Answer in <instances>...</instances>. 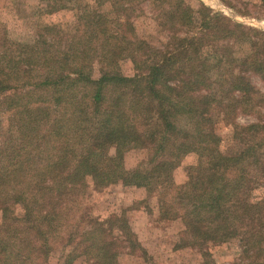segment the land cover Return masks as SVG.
Wrapping results in <instances>:
<instances>
[{
  "label": "trees",
  "instance_id": "obj_1",
  "mask_svg": "<svg viewBox=\"0 0 264 264\" xmlns=\"http://www.w3.org/2000/svg\"><path fill=\"white\" fill-rule=\"evenodd\" d=\"M92 2L110 10L83 9L66 46L47 26L33 44L0 40V264H49L57 251L61 264H120L123 251L152 264L127 209L86 214L90 188L119 184L156 199L148 215L181 223L174 250L216 264L211 250L235 241L247 264H264V93L251 79L264 86V31L200 2L148 0L166 32L156 46L137 36L135 0ZM131 152L142 159L127 169Z\"/></svg>",
  "mask_w": 264,
  "mask_h": 264
},
{
  "label": "rangeland",
  "instance_id": "obj_2",
  "mask_svg": "<svg viewBox=\"0 0 264 264\" xmlns=\"http://www.w3.org/2000/svg\"><path fill=\"white\" fill-rule=\"evenodd\" d=\"M59 0H0V40L2 38L23 44H33L37 38L39 27L51 29L48 37L56 39L59 35L66 46L73 42L72 36L76 29L77 15L82 10L89 8L92 11L108 12L110 3H104L98 7L92 0H61L65 2V9H59L55 4ZM138 15L133 17V25L137 36L151 45L162 44L166 38V32L154 20L151 4L148 0H135ZM236 8L243 10L244 4H248L247 16L239 15L234 9L225 6L220 0H186L192 8L198 3L210 8L213 12L222 13L234 22L264 31V13L257 0H230ZM57 8L51 15H46L47 7ZM49 9V8H48ZM46 27V28H47ZM45 35V33H43ZM97 66H94L93 76H98ZM120 71L124 76L132 77L135 71L130 59L120 61ZM256 88L264 93V86L258 78L251 77ZM8 115L3 116L6 121ZM251 116H240V124L253 122ZM125 167L133 169L142 159L139 152L126 154ZM191 160L186 159L183 165H189ZM174 180L181 184L185 181V172L179 167L174 172ZM86 214L93 218H108L110 215L120 214L125 211L131 230L136 234L139 243L147 251L152 264H201V256L196 249L185 248L174 250V245L182 243L179 233L183 230L180 222L160 221L156 215L147 214L145 207L156 210L155 198H149L144 189L124 188L120 184L101 191L90 188L84 200ZM211 257L216 264H247L239 253L238 242H231L211 250ZM62 253L52 254L49 264H61ZM118 261L120 264H148L141 257L132 256L123 251Z\"/></svg>",
  "mask_w": 264,
  "mask_h": 264
}]
</instances>
